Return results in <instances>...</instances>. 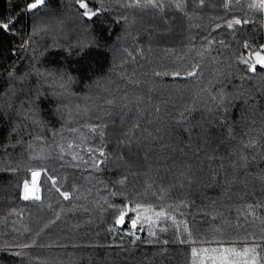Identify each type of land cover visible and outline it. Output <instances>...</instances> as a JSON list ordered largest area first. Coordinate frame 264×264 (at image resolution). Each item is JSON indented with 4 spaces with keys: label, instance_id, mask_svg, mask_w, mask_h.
Here are the masks:
<instances>
[{
    "label": "trees",
    "instance_id": "16d2710c",
    "mask_svg": "<svg viewBox=\"0 0 264 264\" xmlns=\"http://www.w3.org/2000/svg\"><path fill=\"white\" fill-rule=\"evenodd\" d=\"M31 2L0 0V264H264L259 0Z\"/></svg>",
    "mask_w": 264,
    "mask_h": 264
},
{
    "label": "snow or ice",
    "instance_id": "6c2138e0",
    "mask_svg": "<svg viewBox=\"0 0 264 264\" xmlns=\"http://www.w3.org/2000/svg\"><path fill=\"white\" fill-rule=\"evenodd\" d=\"M75 2L79 5V8L82 9L83 11L81 12V15L83 17H87V18H92L94 16H96L98 13L92 9L89 8V4H88V0H75ZM203 2V0H201V3ZM45 5V0H33V2L28 3L27 8L28 10H38L39 8H41L42 6ZM129 6H133V7H155V8H160L162 7V3L160 2V0H143V3H141V0H135V4L134 5H129ZM250 7L256 8L258 11L264 12V0H259L258 3L256 4H252L250 5ZM246 23L247 21H242L241 19H232L229 20L227 22V27L228 28H233L234 25H240L241 23ZM13 23V21H9L8 23H3L0 24V29L2 30H9L10 24ZM42 29H37V32L41 31ZM245 48H250L251 45L248 43L244 44ZM261 50L264 51V45L261 46ZM244 63L246 65H248V68L250 71L255 72L256 71V67L257 65H260L261 67H264V55L261 54V51H254L252 53L251 58H249L248 60H245ZM192 72H189V75H192ZM61 87H64L63 84H61ZM93 131H95V129H93ZM101 156L104 155L103 152L100 153ZM241 159L243 161H247L246 157H241ZM33 176H38L40 175L39 172H33L32 173ZM51 183L53 186L56 185V179L54 177H49ZM120 183H123V181H120ZM24 194H23V199L24 200H29L31 199H35V200H39L40 196L35 195V193L33 192L32 195H29V191H28V183L25 182L24 183ZM57 191L60 192L59 188H57ZM60 195L63 197V199L68 200L70 199V193L68 192H60ZM251 207V206H250ZM133 209L128 208V206H125L124 209L120 210L118 217L116 218V224H123L124 220H125V216L127 215L128 211H132ZM137 215H136V219H132L131 220V224L133 228L137 227V224L139 221H141V215L140 212L143 211L145 213L151 212L153 213L158 219L159 218H166V219H172L173 221L175 220V217H169L165 212L161 211V212H155L154 209L151 208H144L142 205H137ZM61 217L59 214H57L53 219H50L47 223H44L39 229L38 231L34 234L36 237H39L41 235V233L48 228L51 224H55L57 220H59ZM144 221H147L149 223L152 222V216L150 215H145L143 217ZM141 230H143V225L141 224ZM132 235H135V233H131ZM149 235L151 236H155V232H149ZM189 235H191V233H189ZM34 242V241H33ZM164 243H167V241H164ZM30 245L25 243L23 245H21V247L27 248ZM248 251V250H246ZM253 253L255 252V248H253L251 250ZM245 264H247V262H245ZM252 264H256L255 259H252Z\"/></svg>",
    "mask_w": 264,
    "mask_h": 264
},
{
    "label": "water",
    "instance_id": "95a60500",
    "mask_svg": "<svg viewBox=\"0 0 264 264\" xmlns=\"http://www.w3.org/2000/svg\"><path fill=\"white\" fill-rule=\"evenodd\" d=\"M33 173V172H32ZM35 177L33 176L31 177V183L28 184V191H29V195L31 196L32 193L34 192V182H35Z\"/></svg>",
    "mask_w": 264,
    "mask_h": 264
},
{
    "label": "rangeland",
    "instance_id": "374dc122",
    "mask_svg": "<svg viewBox=\"0 0 264 264\" xmlns=\"http://www.w3.org/2000/svg\"><path fill=\"white\" fill-rule=\"evenodd\" d=\"M29 184V183H28Z\"/></svg>",
    "mask_w": 264,
    "mask_h": 264
}]
</instances>
